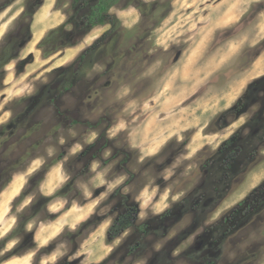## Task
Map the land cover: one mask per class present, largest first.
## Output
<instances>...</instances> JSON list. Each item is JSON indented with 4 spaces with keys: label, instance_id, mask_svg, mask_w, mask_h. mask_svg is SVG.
Segmentation results:
<instances>
[{
    "label": "rangeland",
    "instance_id": "1",
    "mask_svg": "<svg viewBox=\"0 0 264 264\" xmlns=\"http://www.w3.org/2000/svg\"><path fill=\"white\" fill-rule=\"evenodd\" d=\"M57 1L0 0V264H264V0H123L65 91L111 25Z\"/></svg>",
    "mask_w": 264,
    "mask_h": 264
},
{
    "label": "trees",
    "instance_id": "2",
    "mask_svg": "<svg viewBox=\"0 0 264 264\" xmlns=\"http://www.w3.org/2000/svg\"><path fill=\"white\" fill-rule=\"evenodd\" d=\"M63 0H58L57 4H60ZM70 1V7L74 8V12L76 14H79L77 17H74L73 23H80L78 24V29H89L96 26H101L105 24H110V29L104 34V36L100 37L97 44L90 46L87 50H85L78 59L77 65L79 68L75 67H68L65 69H62L63 72V78L65 81L61 84L60 90L65 91L70 89L73 86V83L76 82L81 74H83L84 70H86L85 66L88 64L90 65L91 62H93V57L96 55L97 52L101 51L100 49L102 47H105V43L103 42L106 35L114 34L118 24V19L111 15L109 13L110 9L117 5L118 3L122 2L123 0H69ZM131 1V0H129ZM165 3H162L160 7H163ZM157 9H154V11L159 13L161 10L159 9V5H157ZM155 6V7H156ZM82 10L84 12L82 13ZM31 12L25 11L23 13V16L29 15ZM166 12H164L160 17L158 21H161V19L165 16ZM32 15V14H31ZM30 15V17H31ZM68 21L62 23L61 25L52 28L47 32V34L40 40L38 43V46L41 48L43 55L48 56L52 53H54L57 49L60 47L67 45L68 41L66 40L68 29L66 28ZM29 29V24L26 25V28L22 25V27H19V29L16 31L17 36L14 38L13 36H8L3 42V44L0 46V76L3 74L4 66L12 59H14L18 55V48L17 45H19L20 36H24L26 34V31ZM24 31V32H23ZM25 33V34H24ZM19 37V38H18ZM105 45V46H104ZM83 72V73H82ZM7 129V128H6ZM4 129H0V144L2 141H5L8 137L6 133H4ZM10 168V166H7V170ZM5 185V182L0 185V188L2 189ZM60 191L57 193L59 194ZM41 199L45 200L47 202L51 199V196H41ZM38 204L34 203L31 205V214L37 213ZM31 217V216H30ZM27 217L23 216L18 225L12 230L11 234L7 238L10 239L13 236H16L18 233L22 232L25 229V219ZM28 219V218H27ZM26 219V220H27ZM111 228L112 231V237L116 236L120 232V228ZM6 238L0 240V247L3 246V243L5 244ZM33 242V241H31ZM29 247H32L29 246ZM16 254L12 250L7 251L5 254L0 256V263L8 256V255H14Z\"/></svg>",
    "mask_w": 264,
    "mask_h": 264
}]
</instances>
